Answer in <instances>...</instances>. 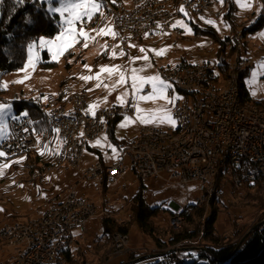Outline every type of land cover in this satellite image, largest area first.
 <instances>
[{"label":"rangeland","instance_id":"obj_1","mask_svg":"<svg viewBox=\"0 0 264 264\" xmlns=\"http://www.w3.org/2000/svg\"><path fill=\"white\" fill-rule=\"evenodd\" d=\"M39 1L47 5V12L50 15L55 14L59 17L61 31L62 20L59 13L51 11L52 8L60 7V0ZM217 1L218 4L213 6V11L222 10L225 14L229 6L233 9L234 25L232 27L225 25L223 15L219 19L209 15H206L207 19H201L184 11L178 20L184 27H181L177 22L175 23L176 28L181 31L179 38L172 35L158 36L152 41L142 38L123 47L120 43L115 42V37L113 38L111 34H98V30L105 29L106 26L113 31L110 10H106L103 6L102 14L98 13L91 21L95 22L97 19L94 25L89 30L85 28V31L92 37L86 48L83 46V39H81L79 43L57 55L58 49L55 38L60 34V31L54 37H40L37 41H32L29 45L37 46L33 49L32 61L29 62L28 45L27 58L22 68L10 73H0V106H5V110L0 112V125L3 126V132H0V136L3 138H0V143L8 134L9 119L18 116L13 109L15 102L33 101L45 106L60 101L58 97L62 91L66 93L84 91L87 94L89 106H94L91 111L89 110L90 112H94L100 107L112 106H121L127 109L132 107V69H143V71L136 73L138 77L158 75L164 80L161 69L169 66L175 60L192 57L191 62L196 63L203 58L216 57L217 43L212 45V38L202 35L194 29L195 27L199 29L212 28L216 35L221 38L222 36H230L232 29L237 31L248 30L264 13V0H247L250 7L246 10H242L236 0ZM98 2L102 4L100 0ZM207 21H211V23ZM85 26L89 27L87 24ZM262 36H264V24L254 32H246L241 55L250 61L248 71L246 70L247 74L243 79L245 89L253 102L264 103V68L260 67L261 63L264 62V38ZM41 39L51 40L53 43L41 48L39 46ZM213 41L215 40L213 39ZM141 49L145 51L141 52ZM161 50H163L161 55L157 56L155 53ZM44 53L47 57H44ZM102 66H119L128 82L113 90L112 85L118 80L119 72L109 77L107 73L99 72ZM253 73H256L255 79H253ZM82 76L94 78L85 81L80 79ZM97 76L99 79L95 78ZM165 82L170 85L166 94L171 98H176L174 104H165V101L158 100L155 103L141 102L139 107L144 110H153L164 106L175 121V126L173 127L167 122L163 124H141L135 120L136 112L132 107L134 109L132 117L125 116L115 123L114 133L118 140L136 136L141 127H155L166 131L178 128V123L172 115V108L179 101L189 100V97L175 88L172 83ZM126 91L129 93L126 97L127 103L120 105L117 97ZM149 92L150 86L145 85L141 94ZM126 117L131 122L126 127L121 128L120 124L124 123ZM104 138L106 137L104 136ZM107 144L110 148L109 151L104 144L98 147L101 157L106 162L115 161L119 155V149L110 142ZM41 147L37 152L41 153L42 151L44 155L47 153V149L43 142ZM57 149L58 146H54L55 153H57ZM113 149L116 150L115 153ZM31 159H28L27 162ZM97 161L98 156L96 154L86 151L80 170L72 167L52 168L53 160L52 165L46 170L30 171L25 168L24 163L26 162L22 159L17 160L19 163L8 164V167L0 169V226L24 222L34 217L36 212L48 209L54 198L62 199L69 188H74L78 197L87 199L95 205V214L89 218L83 232L74 231V234H81L82 238L77 243H73L72 251L75 260L69 264H118L121 261H129V258L133 256L134 251L130 248V242L133 244L151 242L155 248H159V251L163 253L168 249L178 251V255H182L181 258L184 261V248L188 247L198 249L195 260L200 251L209 247H222L232 243L236 244L238 248L264 220V188L254 190L243 186L238 189L234 187L232 180L226 177L221 179L220 188H215V194L210 196L205 204L196 206L197 200L201 197L197 183H189L185 187L182 184L166 183L162 179H147L141 182L131 169L132 164L128 156L125 159V164L129 166V172L116 184L109 185L106 183L104 188L101 180L82 179V173ZM141 185L144 186L142 195L145 203L150 209L156 210L148 222L153 233L152 236L148 232L144 233L132 220L131 200L140 191ZM186 201L189 205L196 206V209L202 208V213L198 214L196 209L194 211L187 210V213L192 214L193 222L188 223L185 218L180 227H170L167 202H171V208H176V204ZM213 214L215 215L214 235L220 239L218 244H211L202 238V234L205 232V221ZM105 218L114 221L116 226L127 227L128 229L127 253L120 257L111 255V236L117 231L112 232L109 229L106 232L102 223ZM184 229L195 231L197 236L185 243L174 246L167 245V241L173 234L175 235ZM108 236L110 243L107 247ZM156 241H160V245L164 248H160ZM137 250L142 249L138 248ZM145 252L148 254L146 250ZM102 254L105 256L100 263L97 258ZM96 255L97 258H94ZM165 255L167 259L171 253ZM8 256L9 250L0 248V264H4ZM135 264L162 263L160 257L147 258L142 256Z\"/></svg>","mask_w":264,"mask_h":264},{"label":"built area","instance_id":"obj_2","mask_svg":"<svg viewBox=\"0 0 264 264\" xmlns=\"http://www.w3.org/2000/svg\"><path fill=\"white\" fill-rule=\"evenodd\" d=\"M162 3L163 11L157 14L145 13V5ZM217 0H185L183 9L196 10L206 15H215L213 6ZM113 7V5H112ZM116 24L113 32L115 42L125 47L140 38L155 40L158 36H181V31L173 27L182 17L170 8V0H138L134 1V8L114 12ZM238 31L232 29L230 36H222L221 44L224 53L221 59L229 62L230 74L236 73L238 67L250 66V61L241 55L244 45L237 42ZM228 39H236V48H228ZM211 43L215 41L211 39ZM192 57H185L174 61L162 68L161 73L165 81L172 83L175 88L188 97H195L194 106H187V100L179 101L172 108L173 118L187 119V136L190 122L208 123V130H200V136L195 137V144H177V129L163 130L155 127H141L136 136L126 139L117 147L119 155L112 162H95L83 173L82 179L102 180L109 185L116 184L129 172L125 164L128 156L131 169L138 179H162L169 184L197 183L203 173H212V182L201 195H209L215 188L213 175H221V158L223 154H232L229 167L238 179H245L250 185H255L257 176L264 173V118L240 112L234 100V83L226 87V96H219V89H212L211 80L220 77L217 69V57L203 58L196 63ZM201 81H210V89H202ZM187 107H194V114H187ZM53 120L61 126L62 150L58 161L63 157H73L81 160L90 143L101 142L95 135L69 137V129H74V120H82V127L86 125L103 126L104 132L108 122L125 116L132 117L134 109L121 106L100 107L94 112L89 111L88 98L76 99V92L68 93V102L60 109H52ZM94 113V115H93ZM93 116H100V124H93ZM28 146L36 145V131L31 119L18 115L16 119H9L8 134L0 143V165L10 159H20ZM132 150H139V157H132ZM168 169V177H155V170ZM52 205L41 212H36L32 223L15 222V229H8V225L0 226L2 233H15V240L4 248L9 250V256L4 264H58L59 256H64V241L74 242V231L83 232L89 218L95 214V205L84 198L78 197L74 188H69L65 194V205L55 208ZM199 200V199H198ZM197 200V201H198ZM170 218L180 219L189 209L186 202H179L176 208L167 202ZM44 212H51V219H44ZM16 234H23V241H16ZM127 236L120 239L117 249L118 257L127 253ZM171 253V255H169ZM165 264H178L184 260L178 252L166 250Z\"/></svg>","mask_w":264,"mask_h":264},{"label":"trees","instance_id":"obj_3","mask_svg":"<svg viewBox=\"0 0 264 264\" xmlns=\"http://www.w3.org/2000/svg\"><path fill=\"white\" fill-rule=\"evenodd\" d=\"M103 6L108 10V5H114L118 2H127L129 0H100ZM107 13H109L107 11ZM223 15V21L226 26L232 27L234 25L233 9L229 6ZM264 24V13L256 20V22L248 29L243 31L254 32L260 29ZM191 25H193L191 23ZM202 35L211 37L218 45L216 57L221 59V55L224 53L222 48L221 39L216 35L214 30L209 27L204 29L194 28ZM60 31L59 17L55 14L50 15L47 12V5L41 3L39 0H0V73H10L21 69L27 58V48L32 41H37L40 37L51 38L54 37ZM44 57H47L44 53ZM223 71V69H222ZM248 71V70H247ZM247 71L243 74L240 82V94L244 102L252 101L245 89L243 79L247 74ZM63 84V83H62ZM68 92L62 91L59 94V99H63ZM256 104L264 107V103L255 102ZM41 104L39 102L26 101L15 102L13 109L16 115H24L31 119L34 124L36 134L46 146L47 153L43 155L37 151L31 153L23 158L26 163L24 166L28 170H46L47 167L52 165L53 160L56 157L54 146H59V141L54 133L47 130L46 124L40 114ZM121 118H116L107 123L104 136L108 141L118 146L120 143L126 141V139L118 140L114 133L115 123ZM42 148V147H41ZM31 161H28V159ZM19 163L17 161L12 162L10 165ZM41 165L42 167H37ZM35 166V167H34ZM133 170V168H132ZM226 178V175L221 173L216 178L215 188H220L221 179ZM142 182V180H140ZM230 182V181H228ZM104 188L106 187V181L103 178L101 180ZM240 187L246 186L251 189L245 179H240ZM264 188L263 180L260 176H257L254 190H260ZM144 186H140V191L131 200V212L132 220L136 223L144 233L153 235L152 230L149 228V220L152 215L155 214V209H150L145 203L142 195ZM196 206L189 207L188 210H195ZM202 208L196 209L198 214H201ZM185 218L188 223H192V214L185 212ZM103 226L106 232L109 229L114 232L128 233L127 227L116 226L114 221L105 218L102 220ZM215 215H211L206 219L204 224L205 232L202 234L204 241H208L211 244H218L220 239L215 237ZM111 233V232H110ZM109 233V236L111 235ZM197 236L195 231H189L184 229L183 231L173 234L167 241V245H174L180 241L192 240ZM160 248L164 246L160 245V241H156ZM166 245V244H165ZM67 253L66 262L71 263L70 256ZM130 257L129 259H134ZM202 262V263H200ZM181 264H264V220L260 226L256 227L246 238L238 248L236 244H228L226 246L209 247L200 251L196 260L185 261Z\"/></svg>","mask_w":264,"mask_h":264},{"label":"bare ground","instance_id":"obj_4","mask_svg":"<svg viewBox=\"0 0 264 264\" xmlns=\"http://www.w3.org/2000/svg\"><path fill=\"white\" fill-rule=\"evenodd\" d=\"M134 1L138 0H129L127 2H118L113 5H108V9L110 10V15L112 18V28L116 24V16H114V12H122V10H131L134 8ZM185 0H170V8L173 9L175 13H182L180 11L183 8ZM163 11V4L162 3H149V5H145V13L149 14H157ZM185 12L189 13L192 16L204 19V14L200 13L196 10H189L184 9ZM223 14L222 10L215 11L214 18L219 19ZM142 39V38H140ZM148 40V38H146ZM244 34L243 31H238L237 35V42L240 45H244L243 42ZM215 45V44H212ZM228 48H236V39H228ZM249 66H243L237 68L236 73V82H234V74H230V66L229 62L224 59H217V69L220 73V77L212 78L211 80V87L212 89H219V96H226V87H229V83H234V100L236 103V107L240 112H246L250 115H257L261 118H264V107L256 104L253 101L244 102L241 98L240 94V82L243 74L246 72ZM223 69V71H222ZM201 88L202 89H210V81H201ZM88 98L87 94L84 91L76 92V99H84ZM68 102V94L61 99L60 101H56L49 105L41 106L40 107V114L42 119L44 120L47 130L51 133H54L59 141V146L57 149L56 157L54 159L53 167H72L75 169L80 170L81 168V160H73V157H63L62 161H58L57 159L60 157V152L62 150V143L60 141L61 138V126H57L55 120H53V111L51 108H46V106H52V109H60L64 103ZM195 104V97H189L187 100V106H194ZM187 114H194V107H187ZM17 118V117H16ZM12 118V119H16ZM93 124H100V116H93ZM200 130H208V123H198V122H190L189 125V132L191 136H187V119H178V129H177V144H195V137L200 136ZM77 133H82V135H95V139H103L104 137V128L103 126H95V125H86L82 127V120H74V129H69V137H76ZM42 141L39 136L36 134V145L37 146H28L26 152L23 155H20V159L38 151L41 147ZM132 157H139V150H132ZM18 159H10L6 161L5 164H11ZM232 163V154H223V158H221V173L225 174L232 183L234 184L235 188L240 187V181L238 179V174L233 173L229 164ZM50 168V169H52ZM49 170V169H48ZM166 174L165 176H162ZM220 175H213V185H215L216 178ZM155 177L159 178H166L168 177V169H157L155 170ZM261 178L264 184V173H261ZM212 182V173H203L202 178L198 181V189L200 191H206L209 188L210 183ZM247 185L252 189L255 185ZM215 194V188H212L209 191V195H201L199 200L197 201L196 206H201L205 204L206 201L210 196ZM65 205V198L60 200L58 198L55 201V208H62ZM190 205L186 201V208H189ZM44 219H51V212H44ZM185 220L183 216L180 219L176 218H169V226L172 228L180 227ZM25 223H32V218L27 219L24 221ZM8 229H15V222L11 225H8ZM127 234L116 232L111 236V245L112 249H110L111 255L114 257H118L117 249L119 247L120 239H124ZM15 240V233H2L0 236V248H4V245H8L10 242ZM16 241H23V234H16ZM187 241H180L174 245L185 243ZM173 245V246H174ZM72 247V241H64V256H59L58 264H65L66 263V255L69 252L70 248ZM169 250V249H168ZM172 252H178L172 250ZM185 262V261H183ZM183 262H179L181 264Z\"/></svg>","mask_w":264,"mask_h":264},{"label":"snow or ice","instance_id":"obj_5","mask_svg":"<svg viewBox=\"0 0 264 264\" xmlns=\"http://www.w3.org/2000/svg\"><path fill=\"white\" fill-rule=\"evenodd\" d=\"M114 2V0H113ZM236 3L242 10H246L250 7V4L247 0H236ZM103 5L98 2V0H60V7L52 8L51 11L59 13L62 23H61V31L60 34L56 36L55 40L57 42V55L61 54V51L67 50L70 47H73L76 43H79L81 39H83V46L86 48L88 46V41L92 39V37L85 31V25L90 23L92 19L99 13L102 14ZM181 13L184 12V9H180ZM211 23V21H207ZM181 27H184L180 21H177ZM176 27V25H173ZM98 34L106 35L111 34L113 38L115 37V33L106 26L105 29L98 30ZM264 38V36H262ZM51 40L41 39L39 42V46L43 48L46 45L52 44ZM36 45H29V62L32 61V53L33 49L36 48ZM50 51V49H49ZM145 51L141 49V52ZM161 51H157L155 54L157 56L161 55ZM123 55V53H121ZM114 58V57H113ZM147 59V57H145ZM87 67V66H85ZM260 67L264 68V62L261 63ZM143 71V69H132L131 74V95H132V104L131 106L135 109L136 116L135 120L141 124H151V123H170L172 126H175V121L172 119L168 111L164 106H161L157 109L153 110H144L139 107L141 102L144 103H155L158 100L165 101V104H174V99L169 97L166 92L169 89L170 85L166 83L163 79H161L158 75L148 76V77H138L137 72ZM100 73H107L109 77H111L114 73L119 72L118 80L112 85V89L114 90L118 86L125 85L128 82L127 77L124 75L122 69H119V66H102L99 69ZM256 73H253V79H255ZM94 77H85L82 76L80 79L89 80ZM99 79V76L95 77ZM19 82V81H17ZM145 85L150 86V92L147 94H141L144 91ZM100 86L99 84L97 85ZM255 94V93H253ZM129 93L126 91L121 96L117 97V101L120 105H124L127 103L126 97ZM94 106H89V110L91 111ZM5 110V106H0V112ZM94 115V113H93ZM131 121L126 117L124 123L120 124L121 128L126 127ZM0 132H3V126L0 125ZM0 138H3L0 136ZM100 146V142L97 141L96 145ZM115 149L113 152L115 153ZM5 154L0 152V157H3ZM8 167L7 164L0 165V169Z\"/></svg>","mask_w":264,"mask_h":264},{"label":"crops","instance_id":"obj_6","mask_svg":"<svg viewBox=\"0 0 264 264\" xmlns=\"http://www.w3.org/2000/svg\"><path fill=\"white\" fill-rule=\"evenodd\" d=\"M96 21H97V19H95V22ZM95 22L87 23V26L89 25V27H86L85 26V28L87 30H89L94 25ZM108 142H109L108 139L107 138H104V137H103V141L100 142V145L101 144H104L106 146L107 151H109V149H110L109 146H108V144H107ZM94 145H96V142L90 143L86 151H90L91 153L96 154L98 156V161L97 162H99V161L106 162L101 157V152H100V150L98 148L99 146H94ZM60 200H63V198L60 199ZM74 235H75L74 242L77 243L78 241H80V239L82 238V236L79 233L74 234ZM109 243H110V241H109V236H108L107 237V247H108ZM139 245H144V246H139ZM136 246H138V247H136ZM130 248H131V250L134 251V253L132 255L135 256V258L134 259H131V260L127 261V262L126 261H121L118 264H135L136 262H138L140 260V258L142 256H145L147 258H157V257H160L161 258V263L162 264H165V261H166V255H165V253L159 251V248H155V246H153V244H151V242H146L145 244H141V243H139V244H133V242H130ZM138 248H141L142 250H137ZM145 250L148 252V254H146ZM197 250L198 249H194L193 247L184 248L185 261L195 260L197 254H198ZM140 253H142V254H140ZM73 254H74V252L72 251V247H71V250L69 251V254L68 255L70 256V259H71V262L72 263L75 260L73 258V256H74ZM103 254L101 256H99L98 258H97V255H96V256H94V258L99 259V262L101 263L102 259L105 256Z\"/></svg>","mask_w":264,"mask_h":264}]
</instances>
